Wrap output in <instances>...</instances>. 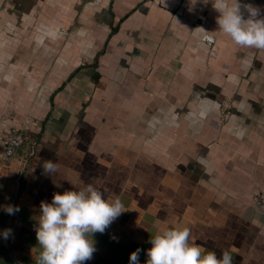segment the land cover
<instances>
[{"label": "crops", "instance_id": "0c3cea01", "mask_svg": "<svg viewBox=\"0 0 264 264\" xmlns=\"http://www.w3.org/2000/svg\"><path fill=\"white\" fill-rule=\"evenodd\" d=\"M217 15L188 0H0V264H37L41 201L89 183L125 211L84 264H129L137 248L144 264L170 227L264 264V50L235 44ZM14 127L24 171L1 160Z\"/></svg>", "mask_w": 264, "mask_h": 264}, {"label": "clouds", "instance_id": "9594fccd", "mask_svg": "<svg viewBox=\"0 0 264 264\" xmlns=\"http://www.w3.org/2000/svg\"><path fill=\"white\" fill-rule=\"evenodd\" d=\"M198 3L208 5L218 12V29L240 46L264 50V15L260 7L245 0H188L189 11ZM206 115L201 110L200 116ZM43 172L53 175L57 161L44 160ZM10 214L20 210L18 205L2 206ZM125 211L118 196L112 199L94 184L75 190L56 192L51 202L42 200L36 224V236L41 246L37 264H84L97 250L93 239L96 232L106 229ZM12 229L0 231L9 237ZM189 227H170L152 235L144 264H233L232 253L225 249L222 256L215 250L203 252L199 244L191 242ZM113 239L118 237L113 234ZM137 248L130 254L129 264H142Z\"/></svg>", "mask_w": 264, "mask_h": 264}, {"label": "built area", "instance_id": "2783aa9c", "mask_svg": "<svg viewBox=\"0 0 264 264\" xmlns=\"http://www.w3.org/2000/svg\"><path fill=\"white\" fill-rule=\"evenodd\" d=\"M182 2L183 0H179ZM201 21L205 23L206 18L202 17ZM203 41L209 45L213 46L215 44V38L212 36H203ZM26 141V136L23 133L22 129L19 128H12L11 130L7 131L3 137L4 148L1 152V160L4 162H16L20 167L21 171H24L31 160V156L20 157L19 151L23 147Z\"/></svg>", "mask_w": 264, "mask_h": 264}]
</instances>
